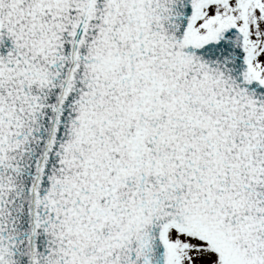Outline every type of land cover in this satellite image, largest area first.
I'll return each instance as SVG.
<instances>
[{"label":"snow or ice","instance_id":"6c2138e0","mask_svg":"<svg viewBox=\"0 0 264 264\" xmlns=\"http://www.w3.org/2000/svg\"><path fill=\"white\" fill-rule=\"evenodd\" d=\"M0 264H264V0H0Z\"/></svg>","mask_w":264,"mask_h":264}]
</instances>
